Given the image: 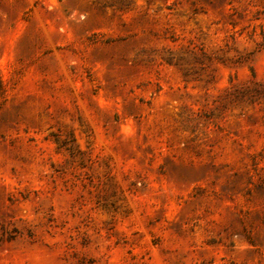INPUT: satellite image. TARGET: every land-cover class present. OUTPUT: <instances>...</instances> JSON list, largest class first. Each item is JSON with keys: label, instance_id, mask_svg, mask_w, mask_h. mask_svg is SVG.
Masks as SVG:
<instances>
[{"label": "rangeland", "instance_id": "obj_1", "mask_svg": "<svg viewBox=\"0 0 264 264\" xmlns=\"http://www.w3.org/2000/svg\"><path fill=\"white\" fill-rule=\"evenodd\" d=\"M0 264H264V0H0Z\"/></svg>", "mask_w": 264, "mask_h": 264}]
</instances>
